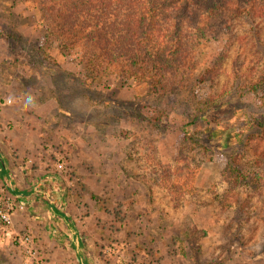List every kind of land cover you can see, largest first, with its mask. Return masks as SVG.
<instances>
[{
	"label": "rangeland",
	"instance_id": "1",
	"mask_svg": "<svg viewBox=\"0 0 264 264\" xmlns=\"http://www.w3.org/2000/svg\"><path fill=\"white\" fill-rule=\"evenodd\" d=\"M40 18L34 0H0V136L32 130L42 147L27 163L62 179L69 223L81 237L93 231L97 258L264 264V15H234L230 34L198 48L187 87L164 95L116 71L88 78L44 43ZM187 138L209 147L180 162L196 173L193 192L161 166L176 167ZM2 190L13 206L11 223L0 222L9 231L18 203ZM12 236L21 259L0 264H54L31 228Z\"/></svg>",
	"mask_w": 264,
	"mask_h": 264
},
{
	"label": "trees",
	"instance_id": "2",
	"mask_svg": "<svg viewBox=\"0 0 264 264\" xmlns=\"http://www.w3.org/2000/svg\"><path fill=\"white\" fill-rule=\"evenodd\" d=\"M34 2L41 12L44 43H54L65 57L76 59L86 67L88 78L116 71L125 83L135 79L139 83H147L151 92L162 95L187 87L198 48L203 41L230 34L234 15L249 11L264 15V0ZM218 71L213 67L209 71V79H213ZM184 144L177 155L175 168L160 164L164 166L165 173L176 174V179L181 177L193 192L195 186L192 181L196 173L190 162L185 165L180 162H186V159L196 161L194 155L198 150L202 148L206 154L209 147L189 138L184 139ZM182 173H185L184 178ZM229 173L236 183H241L244 175L237 168H230ZM263 177L259 175V178ZM172 188L173 185L169 187Z\"/></svg>",
	"mask_w": 264,
	"mask_h": 264
},
{
	"label": "crops",
	"instance_id": "3",
	"mask_svg": "<svg viewBox=\"0 0 264 264\" xmlns=\"http://www.w3.org/2000/svg\"><path fill=\"white\" fill-rule=\"evenodd\" d=\"M17 132L26 135L25 130ZM11 134L0 136V186L15 195L18 207L10 230L0 225V258L20 261L21 252L12 235L28 227L37 233L41 253L54 264H104L97 258L93 231L81 237L69 223L62 179L27 163L42 147L41 142L29 129L24 137ZM81 242L83 252L79 251Z\"/></svg>",
	"mask_w": 264,
	"mask_h": 264
},
{
	"label": "built area",
	"instance_id": "4",
	"mask_svg": "<svg viewBox=\"0 0 264 264\" xmlns=\"http://www.w3.org/2000/svg\"><path fill=\"white\" fill-rule=\"evenodd\" d=\"M13 206L11 205L9 196L6 195V193L3 192V190L0 192V222L9 224L11 223V210ZM32 241V238L30 235L23 236V239L21 240L24 247H26V251L28 254H36V251H33V248L29 245ZM30 246V247H29ZM42 264H45L44 261H41Z\"/></svg>",
	"mask_w": 264,
	"mask_h": 264
}]
</instances>
